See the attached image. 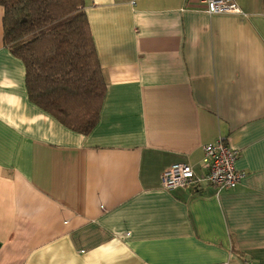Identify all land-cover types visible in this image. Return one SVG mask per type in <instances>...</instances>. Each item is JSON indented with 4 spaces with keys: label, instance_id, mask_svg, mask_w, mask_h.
<instances>
[{
    "label": "crops",
    "instance_id": "0c3cea01",
    "mask_svg": "<svg viewBox=\"0 0 264 264\" xmlns=\"http://www.w3.org/2000/svg\"><path fill=\"white\" fill-rule=\"evenodd\" d=\"M84 0L106 90L88 134L31 102L2 40L0 264H264V0ZM218 137L244 173L161 187Z\"/></svg>",
    "mask_w": 264,
    "mask_h": 264
},
{
    "label": "trees",
    "instance_id": "16d2710c",
    "mask_svg": "<svg viewBox=\"0 0 264 264\" xmlns=\"http://www.w3.org/2000/svg\"><path fill=\"white\" fill-rule=\"evenodd\" d=\"M0 6L3 45L24 64L29 100L88 134L98 121L106 83L84 0H0Z\"/></svg>",
    "mask_w": 264,
    "mask_h": 264
},
{
    "label": "built area",
    "instance_id": "2783aa9c",
    "mask_svg": "<svg viewBox=\"0 0 264 264\" xmlns=\"http://www.w3.org/2000/svg\"><path fill=\"white\" fill-rule=\"evenodd\" d=\"M208 13H243L235 0H198ZM202 173H196L187 163H174L161 173V187L167 190L175 188L199 189L210 184L218 191L235 188L244 173L238 171L234 162L238 151L230 147L224 138L202 146Z\"/></svg>",
    "mask_w": 264,
    "mask_h": 264
}]
</instances>
